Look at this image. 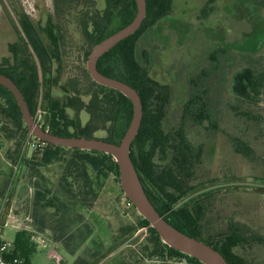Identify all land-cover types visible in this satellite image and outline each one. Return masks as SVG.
<instances>
[{
  "label": "rangeland",
  "instance_id": "obj_1",
  "mask_svg": "<svg viewBox=\"0 0 264 264\" xmlns=\"http://www.w3.org/2000/svg\"><path fill=\"white\" fill-rule=\"evenodd\" d=\"M57 1L63 2L0 0V66L14 62L9 46L21 42L18 29L25 13L46 45L52 47L51 30L57 35L60 58L53 61L52 80H46L45 89L52 83L53 96L63 101L64 88L71 89L73 81L78 79L83 88L89 84L83 69L90 47L79 20L92 0H72L70 12L63 11ZM93 1L94 8L104 10L105 0ZM171 1L169 15L140 36L137 56L152 78L170 87L163 122L166 131L183 121L185 104L194 95L201 96L212 114L211 122L200 124L191 118L185 122L188 139L201 147L202 155L184 201L199 197L190 205L203 206L205 239L220 237L233 223L252 242L236 245L234 254L251 264H264V89L252 102L234 92L235 76L244 68L264 76V0ZM36 98V113L46 122L45 100L42 95ZM67 114L70 118L76 115L71 108ZM80 117L83 125L89 119L86 112ZM107 135L106 130L95 133L98 138ZM234 137L250 143L256 152L254 159L234 150ZM28 141L20 147L15 139L0 138V209L4 207L6 220L18 217L50 242L37 248L31 264H57L50 256L54 249L64 257L61 264L158 261L148 257L146 250L154 248L149 228L139 226L142 216L128 203L113 174L86 186L76 170L69 168L75 152L66 150L62 161L42 166L40 154ZM156 161L165 163L160 157ZM36 188L55 204L35 207ZM16 232L9 225L2 229L0 239L14 240Z\"/></svg>",
  "mask_w": 264,
  "mask_h": 264
},
{
  "label": "trees",
  "instance_id": "obj_2",
  "mask_svg": "<svg viewBox=\"0 0 264 264\" xmlns=\"http://www.w3.org/2000/svg\"><path fill=\"white\" fill-rule=\"evenodd\" d=\"M88 2L89 6L82 11L79 20L82 35L90 47L86 51V58L97 43L129 24L137 14L135 0H105L104 10L94 8L93 0ZM57 3L65 12H70L72 9V0H63L61 3L57 1ZM171 9V0H147V15L142 27L101 57L98 67L104 74L133 86L142 98L144 115L139 133L132 145L131 156L145 190L158 212L182 232L213 245L230 264H251L245 257L237 256L232 250L239 244H252L249 237L244 236L240 229L231 223L230 230L222 233L220 237L205 239L201 223L203 206L200 203L195 207L190 205L193 201L198 202L199 197L184 201V197L192 188L189 186V181L194 177L202 155L201 147L197 148L188 139L185 122L187 118L200 124L205 120L211 122L212 114L207 103L201 100L200 95L189 98L185 104L183 121L175 129L166 131L163 122L170 101V87L152 78L149 69L137 56V42L140 36L169 15ZM18 34L21 42L9 46L14 62L2 64L0 72L16 82L34 117L39 107L36 97L43 96L46 122L44 120L40 124L50 132L66 137L98 138L95 133L106 130L107 137L101 139L119 144L133 117L131 100L120 91L95 82L86 67L83 70L89 80L87 87H81L77 79L72 82L71 89L64 88L63 101L55 99L52 93L53 84L49 83L45 89V82L52 80L53 61L60 58L56 33L50 31L53 44L49 47L42 40L30 17L23 13ZM263 89L264 76H259L251 67L244 68L235 76L234 92L242 100L255 101ZM67 108L74 110L75 117L68 116ZM82 112H86L89 116L84 125L80 120ZM1 137L17 140L20 147L27 139H29L28 144L36 139L29 132L14 95L0 84ZM232 141L236 152L251 160L255 158V149L248 141L240 137H234ZM41 142L44 146L34 150L40 154L39 161L42 166L62 161L65 158V151L71 150L77 156L69 160V168L76 170L77 178L86 186L99 184L110 174H113L118 182L120 181L119 166L112 155ZM156 157H160L161 162L165 163L158 164ZM46 196V193L36 188L35 207L55 204L53 198ZM139 226L149 228L150 240L154 248L149 251L146 247L148 257L158 258L153 264H187L185 261L203 264L198 259L165 244L156 229L144 217H141ZM1 242L0 239V244ZM36 251L37 244L32 240V232L20 230L16 232L7 258L11 260L22 257L26 260V264H31V258Z\"/></svg>",
  "mask_w": 264,
  "mask_h": 264
},
{
  "label": "water",
  "instance_id": "obj_3",
  "mask_svg": "<svg viewBox=\"0 0 264 264\" xmlns=\"http://www.w3.org/2000/svg\"><path fill=\"white\" fill-rule=\"evenodd\" d=\"M135 1L137 3L135 18L123 28L97 43L89 53L87 60V70L95 82L120 91L133 104L132 120L119 144L101 138L66 137L50 132L32 115L21 89L11 77L0 72V84L8 88L14 95L20 107L23 120L30 134L35 138L56 146L95 150L112 155L119 166L120 185L125 197L133 203L138 213L156 229L165 244L198 259L203 264H230L226 257L215 249L213 245L182 232L158 212L145 190L131 156L132 145L139 133L144 115L142 98L133 86L104 74L98 67L101 57L121 41L134 35L142 27L147 15V0Z\"/></svg>",
  "mask_w": 264,
  "mask_h": 264
},
{
  "label": "built area",
  "instance_id": "obj_4",
  "mask_svg": "<svg viewBox=\"0 0 264 264\" xmlns=\"http://www.w3.org/2000/svg\"><path fill=\"white\" fill-rule=\"evenodd\" d=\"M35 118H36V120L39 123L40 122L43 123L42 115H40V117H39L38 114H37ZM43 146H44V144L41 142V140H39L37 138L35 140H32V141L29 142V147L31 149H38V148H41ZM7 202H8V200H7V197H6L4 199V201H3V206ZM128 203L130 205L133 204L132 202H129V201H128ZM2 211H4V207L0 209V233H2V229L3 228H7V227H9V225H12V227H15L17 231L28 230V231L32 232V240L37 244V248L39 246L46 247L47 243H50L48 241V239L43 236V234H41L37 230L33 229L30 226L31 224H29V225L25 224L24 225V222H21L18 217L6 220L4 218V214H3ZM27 220H29L30 222L32 221L31 218H28ZM1 236H2V234H1ZM12 246H13V240H6V241L2 240V242L0 244V264H26V260L24 258H22V257H15V258H13L11 260H9L7 258V254L9 253L10 249L12 248ZM50 256L53 259H55L57 264H61L63 262V260H64V257L56 249H54V250H52L50 252ZM185 263H187V264H196V263L188 262V261H185Z\"/></svg>",
  "mask_w": 264,
  "mask_h": 264
}]
</instances>
